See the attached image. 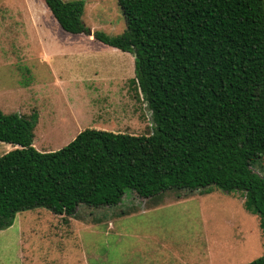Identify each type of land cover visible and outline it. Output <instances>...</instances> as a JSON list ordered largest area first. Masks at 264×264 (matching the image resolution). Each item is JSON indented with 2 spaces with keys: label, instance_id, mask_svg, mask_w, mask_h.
<instances>
[{
  "label": "trees",
  "instance_id": "16d2710c",
  "mask_svg": "<svg viewBox=\"0 0 264 264\" xmlns=\"http://www.w3.org/2000/svg\"><path fill=\"white\" fill-rule=\"evenodd\" d=\"M42 1L62 30L89 33L84 0ZM117 4L124 31L93 36L133 54L129 83L149 111L150 133L85 128L62 148L40 151L37 113L0 109V141L17 146L0 156V229L38 207L67 223L79 206L117 205L127 189L149 200L215 188L241 193L264 246V0ZM246 264H264V254Z\"/></svg>",
  "mask_w": 264,
  "mask_h": 264
},
{
  "label": "rangeland",
  "instance_id": "374dc122",
  "mask_svg": "<svg viewBox=\"0 0 264 264\" xmlns=\"http://www.w3.org/2000/svg\"><path fill=\"white\" fill-rule=\"evenodd\" d=\"M50 14L42 0H0V109L37 113L33 146L40 151L62 148L85 128L150 133L149 111L129 83L133 54L93 36L124 31L117 0H84L88 34L62 30ZM16 147L0 141V156ZM258 170L264 175V161ZM148 199L127 189L117 205L79 206L70 228L44 207L18 212L0 229V264H69V258L81 264L84 255L89 264H142L146 242L153 259L155 250L190 255L206 245V231L230 241L234 264L264 254L259 220L244 208L241 193L166 191Z\"/></svg>",
  "mask_w": 264,
  "mask_h": 264
},
{
  "label": "crops",
  "instance_id": "0c3cea01",
  "mask_svg": "<svg viewBox=\"0 0 264 264\" xmlns=\"http://www.w3.org/2000/svg\"><path fill=\"white\" fill-rule=\"evenodd\" d=\"M79 221H83V220H79ZM85 222H89V221L86 220ZM71 223L72 220L67 223H64L65 224L64 227L70 228ZM108 224H110V226L107 225L108 226L107 229L114 228V224L110 220L108 221ZM204 237L207 240L206 245L204 247H199V248L196 247L194 249V252H192L190 255H184V254L180 255L177 252L175 253L173 249L171 250L172 251L171 254H165L164 252L160 254L158 250H155V252H153V254L155 255L154 259L151 254L152 252L151 253L145 252L146 246L150 244L149 242H146L142 250V252L146 254L144 262L142 264H166L167 262L173 264H185V263L186 264H223V262H225L224 264H234V262L232 263L230 258L231 251L234 248L232 247L230 241H227L224 237H220V236H219L220 238L216 241L212 233L208 234L207 236V231ZM260 239H261V235H260ZM236 240L239 242V239L236 238ZM166 255H170L172 259L167 257ZM97 257H98L97 255H94L95 261L97 260ZM69 259H70L69 264H73L72 258ZM79 262H81L80 259ZM81 264H89L86 255L83 256Z\"/></svg>",
  "mask_w": 264,
  "mask_h": 264
}]
</instances>
